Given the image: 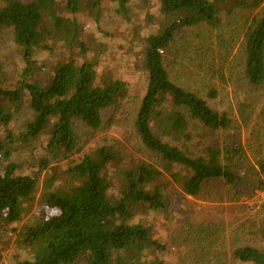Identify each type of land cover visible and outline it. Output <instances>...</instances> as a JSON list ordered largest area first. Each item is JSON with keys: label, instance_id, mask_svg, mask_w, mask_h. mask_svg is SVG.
Returning a JSON list of instances; mask_svg holds the SVG:
<instances>
[{"label": "trees", "instance_id": "16d2710c", "mask_svg": "<svg viewBox=\"0 0 264 264\" xmlns=\"http://www.w3.org/2000/svg\"><path fill=\"white\" fill-rule=\"evenodd\" d=\"M101 1L93 0L90 5L97 20ZM111 1L113 12L130 22L131 0ZM83 2L67 0L73 16L68 21L58 14L56 0H0V29L13 30L15 48L24 64L17 88L0 85V157L10 161L17 141L26 146L47 132L48 154L69 161L65 180L56 178L57 169H53L38 199L39 173L24 174L13 162L0 172V224L19 225L28 216L17 232L23 255H13L7 264H163L154 254L164 255L168 246L155 237L144 217L171 214L175 195L167 191L166 184L177 185L193 198L200 197L205 186L217 180L242 197L264 191V160L258 162L260 176L253 182L255 187L241 176L247 160L242 144L219 147L198 142L192 144L195 149L191 153L189 146L182 144L194 142V130H228L232 120L199 94L176 84L166 68L164 53L186 29L219 26L220 16L229 5L255 12L264 6V0L161 1L159 14L164 24L145 37L143 66L148 85L136 129L145 147L165 162L163 171L145 161L123 162L122 166L121 153L111 147L88 152L80 161L72 158L79 140L75 122L99 129L103 113L119 107L129 94L124 80L99 74L96 56L83 62L71 59L60 63L49 84L35 80L49 37L88 54L77 20ZM262 10L244 37L245 76L254 87L264 85ZM211 95L218 97L216 91ZM26 97L34 118L15 136L10 127ZM42 168L47 169V163ZM37 200L43 207L33 215L32 204ZM48 209L57 214L50 215ZM234 257L240 264H264V252L255 247L237 248Z\"/></svg>", "mask_w": 264, "mask_h": 264}, {"label": "rangeland", "instance_id": "374dc122", "mask_svg": "<svg viewBox=\"0 0 264 264\" xmlns=\"http://www.w3.org/2000/svg\"><path fill=\"white\" fill-rule=\"evenodd\" d=\"M56 1L58 14L72 21L67 0ZM161 1L131 0L130 22H127L113 12L115 5L111 0L101 1L100 20L96 19L90 6L93 0H84V9L77 20L82 31L81 41L89 48L88 54H82L79 47L67 48L54 37L44 43L47 51L43 53L41 69L35 76V80L43 84L51 82L60 63L71 59L83 62L90 56L98 58L99 74H111L128 84L127 99L119 107L103 113L102 127L94 130L82 122H75L79 140L72 157L74 160L80 161L88 152L111 147L121 153L122 163L145 161L164 170L165 162L145 147L136 129L148 85V74L143 66L145 37L159 29V24H164L159 14ZM262 9L264 6L248 12L231 9L229 5L220 16L219 26L186 29L164 53L166 68L176 84L199 94L213 109L228 114L232 120L228 130L212 133L194 130V142L182 144L189 146L190 153L195 149L192 144L198 142L219 147L242 144L247 160L241 167V176L252 183V187L260 176L258 162L264 160V85L254 87L246 79L244 37ZM21 60L15 48L13 30L0 29L2 87L15 89L20 85V72L24 66ZM211 91H216L218 97H212ZM33 118L34 112L26 97L20 111L14 114L10 127L12 133L18 136ZM197 134L204 135L203 139ZM48 137L45 132L26 146L17 141L14 145L17 151L10 161L0 157L1 173L9 162L19 166L24 174L39 173L37 199L43 192L45 180L51 178L52 170L57 169L56 178L65 180L69 164L68 160L48 154L45 149ZM44 163H47V169L42 168ZM122 163L120 165L125 166ZM166 188L175 195L171 214L150 213L144 217L155 237L168 246L164 255L154 254L163 264H240L234 257L237 248L250 246L264 252V191H256L250 198L242 197L236 189L219 180L206 185L198 198L185 195L171 183L166 184ZM42 207L38 200L35 201L31 213L36 214ZM47 211L50 215L57 214L51 209ZM27 219L28 216L21 224L10 227L0 224L2 264H7L15 254L23 255L17 232Z\"/></svg>", "mask_w": 264, "mask_h": 264}]
</instances>
